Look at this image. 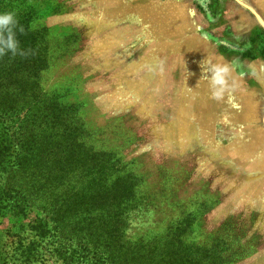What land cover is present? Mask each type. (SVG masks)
Returning <instances> with one entry per match:
<instances>
[{"label":"rangeland","instance_id":"1","mask_svg":"<svg viewBox=\"0 0 264 264\" xmlns=\"http://www.w3.org/2000/svg\"><path fill=\"white\" fill-rule=\"evenodd\" d=\"M0 11L16 13L34 71L0 82L18 140L71 144L64 187L24 216L0 211V253L47 221L82 227L113 264L163 262L165 244L190 264H264V0H0ZM15 57L0 69L18 71ZM205 60L234 64L218 98Z\"/></svg>","mask_w":264,"mask_h":264},{"label":"trees","instance_id":"2","mask_svg":"<svg viewBox=\"0 0 264 264\" xmlns=\"http://www.w3.org/2000/svg\"><path fill=\"white\" fill-rule=\"evenodd\" d=\"M15 58L19 63L18 71L15 72L8 65L9 60H5L4 66L0 69V82H9L20 73L21 80L26 84L24 80L31 72V77L34 76V71L25 65L27 63L25 55H16ZM12 95V90L7 86L0 95V98H5H2L0 104V211L8 208L13 217H18L24 216L34 197L64 187L58 179V173L63 161L69 158L71 144L66 142L64 145L59 144L55 149L48 148L44 138L38 134L18 140L9 122L13 114L12 110L6 108L9 107L7 100ZM17 95L20 102L24 103L28 98L25 86ZM66 153V158L61 160ZM31 167L33 171L30 170ZM53 222L57 220L54 219ZM48 225L49 222L46 221L45 225L41 223L37 227H31L30 231L37 239L28 245L17 235H11L14 238L11 242L12 248L9 252L0 253V264H38L40 256H53L62 264H113L109 259L97 255L93 248L79 239L82 236V227H48ZM97 243L99 241L96 240L95 244ZM162 251L165 261L156 264H190L180 248L165 244ZM179 259L183 260V263ZM119 264L143 263L136 259L125 258Z\"/></svg>","mask_w":264,"mask_h":264},{"label":"clouds","instance_id":"3","mask_svg":"<svg viewBox=\"0 0 264 264\" xmlns=\"http://www.w3.org/2000/svg\"><path fill=\"white\" fill-rule=\"evenodd\" d=\"M23 33L24 28L20 24L16 13L13 11H0V56L26 55L20 48L17 33ZM233 65L214 64L210 60L203 62L201 79H206L213 98L220 97L229 87L228 77L233 70Z\"/></svg>","mask_w":264,"mask_h":264}]
</instances>
